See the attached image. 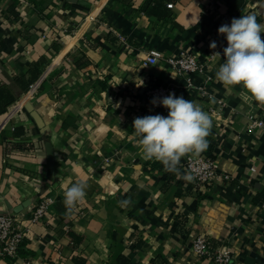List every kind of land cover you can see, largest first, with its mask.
Listing matches in <instances>:
<instances>
[{"label":"crops","instance_id":"0c3cea01","mask_svg":"<svg viewBox=\"0 0 264 264\" xmlns=\"http://www.w3.org/2000/svg\"><path fill=\"white\" fill-rule=\"evenodd\" d=\"M29 1L0 0V213L28 227L19 257L0 264H218L192 253L200 233L225 241L232 264H264V129L251 126L264 107L218 82L224 57L211 56L221 25L252 13L264 23V0H175L166 18L144 12L145 0ZM150 50L196 52L202 71L145 65ZM157 85L213 114L203 153L221 174L207 190L182 178L185 157L177 175L139 153L134 118L168 115L151 112ZM1 94L15 98L6 109ZM80 178L86 198L69 214L64 189ZM48 197L46 218L32 223Z\"/></svg>","mask_w":264,"mask_h":264},{"label":"clouds","instance_id":"9594fccd","mask_svg":"<svg viewBox=\"0 0 264 264\" xmlns=\"http://www.w3.org/2000/svg\"><path fill=\"white\" fill-rule=\"evenodd\" d=\"M218 33L225 36L227 47L223 49L224 62L215 72V79L227 89L240 86L247 93L246 99L264 107V23L258 22L257 13L242 15L233 18L230 24L221 25ZM216 47L215 41L210 43V48ZM211 56L221 57V53L214 52ZM152 103L155 105L157 100L154 98ZM159 103L168 109V115L134 118L133 137L144 160L158 161L167 171L179 175L182 158L189 154L199 157L206 151L213 114L204 111L199 103L174 93ZM88 187L84 178L65 186L64 205L69 214L86 198ZM118 203L127 207L131 199Z\"/></svg>","mask_w":264,"mask_h":264},{"label":"built area","instance_id":"2783aa9c","mask_svg":"<svg viewBox=\"0 0 264 264\" xmlns=\"http://www.w3.org/2000/svg\"><path fill=\"white\" fill-rule=\"evenodd\" d=\"M20 7L24 8L31 5L29 0H18ZM167 6L173 8L174 3L168 2ZM222 42L219 45L218 51L223 56V49L227 47V41L224 35H220ZM164 60L170 63L177 69L180 74H198L202 71L203 64L196 52L180 51L177 55H165L159 50H150L146 59L145 65L156 64L158 61ZM49 72L45 69L39 79L32 83L28 92L34 94L47 78ZM188 85H192L191 77L188 79ZM170 93H174L172 86H150L147 91V101L149 102L151 112L168 114V109L164 108L159 100L166 97ZM157 100L154 105L153 99ZM253 128L264 129V119L251 116ZM184 175L191 176L188 179L196 188L209 189L219 178L221 174V165L217 158H214L209 152L202 153L199 157H194L191 154L186 155L181 163ZM227 179L229 178L226 175ZM54 200L51 197L40 201L33 209L29 211L30 221L32 223L43 221L49 209L50 204ZM28 233V227L24 226L17 213L1 212L0 213V259L13 260L19 257L20 250ZM192 253L196 258H212L218 264H232L234 255L231 248L225 241L215 240L206 234L200 233L195 235L191 240Z\"/></svg>","mask_w":264,"mask_h":264},{"label":"trees","instance_id":"16d2710c","mask_svg":"<svg viewBox=\"0 0 264 264\" xmlns=\"http://www.w3.org/2000/svg\"><path fill=\"white\" fill-rule=\"evenodd\" d=\"M32 1V0H31ZM175 0H145V3L143 4L142 6V10L150 15H154V16H157L159 18H166V17H169L171 14H170V8L167 6V3L168 2H174ZM36 2V0L34 1V3ZM33 3V1H32ZM37 3V2H36ZM35 3V4H36ZM230 6H229V10H230ZM12 13H16L15 11V7H13L12 9ZM4 92L3 90H1L0 88V92ZM1 98H2V101H3V106L4 108L6 109L11 103H13L15 101V98L9 94H1ZM3 109V111L5 110ZM15 147H20V148H26L28 146L26 145H14ZM25 245V241L23 243V246L22 248L24 247ZM21 248V250H22ZM20 250V252H21ZM14 260V259H13ZM13 260H7L9 262H12ZM122 264H133L130 262L129 259H126V258H122L121 260Z\"/></svg>","mask_w":264,"mask_h":264},{"label":"water","instance_id":"95a60500","mask_svg":"<svg viewBox=\"0 0 264 264\" xmlns=\"http://www.w3.org/2000/svg\"><path fill=\"white\" fill-rule=\"evenodd\" d=\"M73 1H76V0H73ZM82 3H85V2L82 1ZM33 115L37 119V121H39V116L36 113H34Z\"/></svg>","mask_w":264,"mask_h":264}]
</instances>
